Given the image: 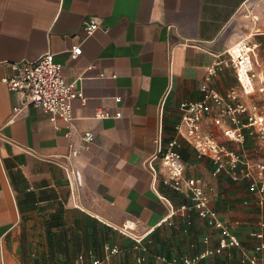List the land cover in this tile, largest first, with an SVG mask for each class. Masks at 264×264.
Returning <instances> with one entry per match:
<instances>
[{"label":"crops","instance_id":"1","mask_svg":"<svg viewBox=\"0 0 264 264\" xmlns=\"http://www.w3.org/2000/svg\"><path fill=\"white\" fill-rule=\"evenodd\" d=\"M87 16L102 23L89 36L83 28ZM78 35L85 40L74 58ZM241 38L256 44L252 57L259 84L264 0H0V264H168L161 255L198 253L206 235L216 244L215 228L196 210L179 208L190 200L163 181L160 159L153 161L156 172L149 162L159 138L166 144L176 135L182 104L202 98L200 83L214 52ZM48 50L62 63L68 82L82 77L85 100L72 101L71 120H51L42 108L23 106L4 80L13 62L34 60ZM209 83L224 93L241 90L231 64ZM242 98L259 109L264 105L260 92ZM15 106H23L17 114ZM100 109L111 116L99 117ZM216 113L213 108L203 117L204 130L253 160L264 159L256 137L245 129L244 143L229 139L223 132L229 122L217 123ZM87 130L95 137L85 147ZM179 139L185 176L203 180L210 205L241 240V246L199 264H250L246 253L251 252L264 261V250L255 248L264 237L251 233L264 232V206L256 203L249 179L225 170L215 175L213 160ZM69 169H75L74 178ZM128 219L136 222L137 233L160 243L158 251L140 252L146 256L142 263L140 253L106 249L117 245L111 234L121 232L118 226ZM122 234L124 246L135 245Z\"/></svg>","mask_w":264,"mask_h":264},{"label":"built area","instance_id":"2","mask_svg":"<svg viewBox=\"0 0 264 264\" xmlns=\"http://www.w3.org/2000/svg\"><path fill=\"white\" fill-rule=\"evenodd\" d=\"M102 25L95 16H87L83 20V28L87 36ZM85 37L77 36L71 48V56L77 57L82 53ZM256 44L250 43L246 38H241L221 52H214L215 59L207 68L206 80L200 83L203 96L197 100H191L182 104V116L176 123V135L161 144L159 138L158 153L150 160V168L156 172L154 159L159 158L164 168L163 181L174 190L186 195L189 202L182 203V210H196L199 216L207 221V224L217 230V243H213L210 235L203 238L204 248L195 254H186L180 257L168 258L161 255L162 262L168 264H199V262L213 253H220L225 248L241 246V240L236 229L231 223L222 218L217 210L210 205V199L204 190L203 180L200 177L185 176V164L182 160L180 147L182 136L193 145L197 155L209 156L215 168L213 173L219 174L222 170L229 172L234 178L246 177L249 179L251 190L255 192L256 203L264 206V159L253 160L245 152L230 147L220 141L216 136L202 127L203 117L210 114L215 108L217 110L215 121L229 122L223 128L224 134L231 140L242 144L246 141L247 134L256 137L261 145H264V105L259 109L257 103H249L242 95L252 96L256 92L264 95V78L260 77V83H256L259 77L255 70L252 57ZM226 64H231L235 69L241 90L231 88L227 92H221L210 85L209 80ZM12 74L5 76L9 90L21 95L23 106L34 105L42 108L54 120L61 116L66 120L72 119V101L75 98L85 100L81 79L77 78L71 82L65 79L63 65L55 60L54 52L48 50L34 60H22L12 63ZM121 100L120 96L116 101ZM23 106H15L14 114L22 110ZM99 117L111 116L109 110L100 109ZM115 116H120V112ZM245 129L248 130L247 134ZM95 134L92 130L84 132L82 138L84 146L93 140ZM69 178H74L75 169L68 170ZM166 198L165 196H163ZM173 207L171 201L166 198ZM175 212V209H172ZM264 227V220L260 222ZM118 229L133 238L136 246L147 250L142 243L147 233L137 234L135 232L136 222L132 219L126 220ZM252 234L264 237L263 231H253ZM257 250H264V241L255 246ZM108 253H116L120 250L117 245H107ZM143 250V251H144ZM145 254L142 252L137 256L139 263L144 262ZM246 259L250 264H264L262 257L255 252L246 253ZM96 259L95 263H100Z\"/></svg>","mask_w":264,"mask_h":264},{"label":"rangeland","instance_id":"3","mask_svg":"<svg viewBox=\"0 0 264 264\" xmlns=\"http://www.w3.org/2000/svg\"><path fill=\"white\" fill-rule=\"evenodd\" d=\"M257 148H258L257 150L264 149V145H261V143L258 142ZM263 156H264V154H263ZM137 234H139V233H137ZM111 238L112 239H115L117 245L120 246L121 252H128L129 254H132L133 252H136L138 254L142 250H144V249H141L140 247L136 246V243H135V245H131L130 248H127L126 246H124L122 242H123V239L125 238V235H123L121 232H119L116 229L113 231V234H111ZM142 243L147 247V250H145V251H148V252L158 251L159 246H160V243L157 242V241H155V239H153L151 237H148V238L144 239L142 241ZM187 247L188 246L186 244L185 245V248H187Z\"/></svg>","mask_w":264,"mask_h":264}]
</instances>
